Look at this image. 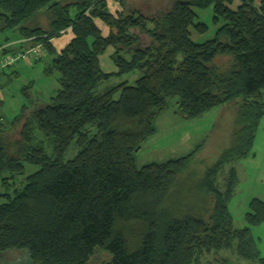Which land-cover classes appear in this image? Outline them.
Segmentation results:
<instances>
[{
  "label": "trees",
  "instance_id": "obj_1",
  "mask_svg": "<svg viewBox=\"0 0 264 264\" xmlns=\"http://www.w3.org/2000/svg\"><path fill=\"white\" fill-rule=\"evenodd\" d=\"M146 1L113 15L105 0H0V33L26 40L2 54L40 45L33 61L46 55L44 72L58 83L48 104L31 102L10 124L0 121V264L9 252H23L24 264H91L98 251L109 257L103 264H200L204 254L233 246L264 264L250 232L264 223V202L250 200L247 226L235 229L227 209L234 168L221 188L216 183L224 165L250 152L264 115V0H239L234 10L235 0ZM208 7L221 24L213 39L194 43L190 31L206 26L194 22L193 9ZM67 29L72 38L57 53L50 40ZM109 47L111 74L98 61ZM221 57L225 67L216 64ZM133 72V85L97 91L111 76ZM169 99L184 119L236 106L229 146L202 172L201 143L177 159L135 165ZM26 164L36 170L24 175Z\"/></svg>",
  "mask_w": 264,
  "mask_h": 264
},
{
  "label": "rangeland",
  "instance_id": "obj_2",
  "mask_svg": "<svg viewBox=\"0 0 264 264\" xmlns=\"http://www.w3.org/2000/svg\"><path fill=\"white\" fill-rule=\"evenodd\" d=\"M261 1L253 0V5L258 6ZM127 2L128 0H126V4ZM135 2L137 5L141 4V0H135ZM146 2L154 6L158 4L159 0H147ZM239 3V0H235L228 7L234 10ZM139 7L143 11L142 6L139 5ZM193 11L195 13L194 22L205 25L206 30L201 33L191 30V40L201 44L213 39L221 22L213 23L212 8L193 9ZM3 35L10 38L12 33L6 31ZM112 51L113 49L109 47L102 55L101 65L105 71L109 68L112 69L110 71H115V66L108 57ZM228 61L227 57H221L216 60V64L225 67ZM48 63L49 59L45 56L38 63L33 60L29 63L18 62L8 71L14 72V75L11 72L12 74L0 76V121L3 124H10L14 117L20 113L22 106L28 107L29 103H34V101L39 104H48L51 97L55 95L58 89L57 74H45L44 69ZM137 77V72L121 77L113 75L108 80L101 82L97 91L116 86L123 81H127L128 85H133ZM174 110V99H169L167 109L154 121L155 133L141 145L140 150L135 154L137 168L149 163H163L185 156L201 143L202 148L196 156L202 161L199 165L202 172L218 158L222 150L229 146L236 115V106L233 102L217 106L203 115L191 119L179 117L174 113ZM19 129L20 126L16 130L19 131ZM17 140L16 134L8 138L12 144ZM37 142L42 143L45 154L50 156L51 146L48 141L42 135L37 134ZM74 153L75 150L71 147L66 152L65 159L72 158ZM230 167L236 170V182L227 209L232 218L233 227L242 229L247 226L244 216L248 211L249 201L256 198L264 202V115L259 120L250 152L239 161L224 165L221 169L216 182L220 188L224 184ZM35 170L36 167L26 164L24 175ZM0 193H2L1 190ZM3 202V198H0V204ZM250 232L258 257L264 258V223L250 226ZM108 259L106 253L98 251L91 264H103ZM24 262L25 257L22 258L21 256L19 259L5 260L2 264H24ZM200 264L260 263L239 257L233 246L229 249L204 254Z\"/></svg>",
  "mask_w": 264,
  "mask_h": 264
},
{
  "label": "crops",
  "instance_id": "obj_3",
  "mask_svg": "<svg viewBox=\"0 0 264 264\" xmlns=\"http://www.w3.org/2000/svg\"><path fill=\"white\" fill-rule=\"evenodd\" d=\"M105 1L107 3V8H108L109 12L111 14H113V15L123 11L124 5L125 6H131V2H132V0H128V2H127L128 5H127L126 4V0H105ZM69 14H70L71 17H74V15L76 14V10L72 9ZM94 22H95L96 26L98 27V29L101 31L102 36H107V34H108L107 27L105 25H103L99 20H95ZM5 32L6 31L2 32L1 35H0V47H3L5 49H10V48H13L14 46H17L20 43L24 42V40L23 41L19 40V35L16 32L8 31V32L12 33L10 38L5 36V35H3ZM190 34H191V32H190ZM71 38H72V34H71L70 30L67 29L61 34L60 37H57V38H54V39L50 40V43H51V46L53 47V49L55 50V52L58 53L60 50H62L67 45V43L71 40ZM44 56L47 57L46 55H43L42 58H44ZM102 57L103 56L101 55L98 58L99 67H100L101 71L104 72V73H107V74L115 73L116 69H115V71H110L112 69H110L109 67H108L109 69H106V71L102 69V65H101ZM9 70H11V68L5 70V72L3 74H5V75H9V74H12V73L14 74V72H12V71H11L12 73L8 72ZM0 76H2V74H0ZM233 163H235V162H233ZM230 168H233V167H230ZM235 172H236V170H235ZM22 253L23 252H20L18 254L9 252V253L4 255V260L19 259L21 256L26 257V255L22 254Z\"/></svg>",
  "mask_w": 264,
  "mask_h": 264
},
{
  "label": "built area",
  "instance_id": "obj_4",
  "mask_svg": "<svg viewBox=\"0 0 264 264\" xmlns=\"http://www.w3.org/2000/svg\"><path fill=\"white\" fill-rule=\"evenodd\" d=\"M62 33L63 32H61V34ZM2 50L3 47H0V72L14 66L18 62L29 63L30 61L35 60L40 54L41 46L36 45L34 47L7 54H2Z\"/></svg>",
  "mask_w": 264,
  "mask_h": 264
},
{
  "label": "bare ground",
  "instance_id": "obj_5",
  "mask_svg": "<svg viewBox=\"0 0 264 264\" xmlns=\"http://www.w3.org/2000/svg\"><path fill=\"white\" fill-rule=\"evenodd\" d=\"M24 42H26V40L24 39ZM15 66V65H14Z\"/></svg>",
  "mask_w": 264,
  "mask_h": 264
}]
</instances>
